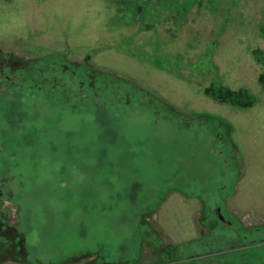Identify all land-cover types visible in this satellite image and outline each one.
<instances>
[{
    "label": "rangeland",
    "instance_id": "374dc122",
    "mask_svg": "<svg viewBox=\"0 0 264 264\" xmlns=\"http://www.w3.org/2000/svg\"><path fill=\"white\" fill-rule=\"evenodd\" d=\"M8 64L0 264H264V0H0Z\"/></svg>",
    "mask_w": 264,
    "mask_h": 264
},
{
    "label": "flooded vegetation",
    "instance_id": "af4514ba",
    "mask_svg": "<svg viewBox=\"0 0 264 264\" xmlns=\"http://www.w3.org/2000/svg\"><path fill=\"white\" fill-rule=\"evenodd\" d=\"M9 65L10 64H8V66ZM7 67L4 66V65L0 66V75H3L5 78L9 79L10 75H13V73H17V72L13 71V68H11V66H9L8 68ZM64 68L67 70V67H64ZM66 70L62 69V73L66 72ZM69 72L71 74L70 76L74 75V73H71V71H69ZM49 77L50 78H47V80H49L48 81L49 84L44 83L45 80L43 79L44 81L42 80L43 82H41L40 88H43V89L47 90L48 92H50L49 94H45V95H48V96H45L46 99L47 98L51 99V100L52 99H56V98L59 99L58 97L62 96V95H57L56 93L54 94V93H51V92L55 91L54 86H56L55 84L59 83L60 80H59V78L53 76L52 74ZM46 84H47V87H46ZM49 85H51V86L48 87ZM140 103L142 104V106H144L143 102H140ZM152 106L153 105H151V107L148 106L147 107L148 110L147 109L145 110V108H144V114L146 115V116H144V118L147 119L146 124L143 125V124L139 123L138 125H135V128L145 127V129H147L146 132L149 133L148 134L149 137H151L152 135H155L156 134L155 131H156L157 127L159 128V122H158V120H159L158 119L159 118V110L155 109V106H153V107ZM167 118L173 119V117L171 118V116H169V117L167 116ZM51 121H52V119H51ZM138 122H136V123H138ZM177 123H178V125L181 128L189 129L188 126H186V124H187L186 122L184 123V125L181 124V121H178ZM135 128H133V129H135ZM66 132H68V133L69 132H75V130L74 131L66 130ZM144 138H146V137L145 136H143V137L133 136L132 138L127 137V139H126V144L128 145L127 147H130V148L134 149L136 151V154H137L139 151L142 150V148L146 147V145L149 143V142L146 143L144 141ZM150 140H152V142H153V137H151ZM27 141L30 142V145L35 143L34 139H32V137H29V139H27ZM67 146H68V144H67ZM104 146L105 145H102L101 148H106ZM100 161H101V159H100ZM102 161H103V163L105 161H106L105 163H107V162L109 163L111 161V158H108V159L105 158ZM102 161L100 163H102ZM100 163H99V165L97 164L95 166V168H93L94 174H99L100 173V170H101V167H102V166H100L101 165ZM91 180H93V177H91ZM5 183H6L5 179H3L2 182H0V200L4 197V192H3L2 188H3V186H5ZM110 183L111 182L106 181V182H104V186L110 188ZM140 184L141 183H140V181L138 179L132 180V182L129 185L130 186L129 187V194L127 193V196H131L133 198L135 196V194H136L137 187L140 186ZM10 196H11V194L9 193V197ZM110 196H111V194H105V198L106 199L110 198ZM216 210H219V209L216 208ZM8 220H9V218L6 215V213L0 211V235L1 236L4 235L5 233L11 234L12 233L11 231H15L16 230V225H13L12 222H9Z\"/></svg>",
    "mask_w": 264,
    "mask_h": 264
},
{
    "label": "trees",
    "instance_id": "16d2710c",
    "mask_svg": "<svg viewBox=\"0 0 264 264\" xmlns=\"http://www.w3.org/2000/svg\"><path fill=\"white\" fill-rule=\"evenodd\" d=\"M209 92V91H208ZM215 95H219V98L221 99H227L233 103V104H239L241 106H249L252 103V100L249 99L248 95L244 90H230L228 88H218V91L213 92ZM40 118V117H39ZM46 118V116H42L41 119Z\"/></svg>",
    "mask_w": 264,
    "mask_h": 264
}]
</instances>
